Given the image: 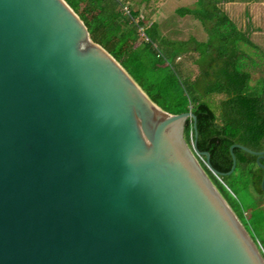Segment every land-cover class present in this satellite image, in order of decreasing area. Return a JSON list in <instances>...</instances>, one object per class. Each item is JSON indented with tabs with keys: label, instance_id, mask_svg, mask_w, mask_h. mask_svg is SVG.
<instances>
[{
	"label": "water",
	"instance_id": "obj_1",
	"mask_svg": "<svg viewBox=\"0 0 264 264\" xmlns=\"http://www.w3.org/2000/svg\"><path fill=\"white\" fill-rule=\"evenodd\" d=\"M195 138L64 0H0V264H264L196 157L262 151Z\"/></svg>",
	"mask_w": 264,
	"mask_h": 264
},
{
	"label": "trees",
	"instance_id": "obj_2",
	"mask_svg": "<svg viewBox=\"0 0 264 264\" xmlns=\"http://www.w3.org/2000/svg\"><path fill=\"white\" fill-rule=\"evenodd\" d=\"M64 1L151 101L169 113L190 111L195 116L196 148L208 153L212 168L219 172L230 169L231 144L262 151L257 158L232 147L234 163L227 174L212 173L205 156L196 157L264 259V205L252 200L253 195L264 198V169L258 165L264 166V78L251 84L248 71L254 54L259 53L264 61V51L249 38V19L239 29L217 0H194L192 7L174 11L196 19L205 39L171 40L128 0ZM147 1L139 2L145 5ZM179 55L195 67L193 74H182L174 60ZM182 135L190 145V118L184 121Z\"/></svg>",
	"mask_w": 264,
	"mask_h": 264
},
{
	"label": "rangeland",
	"instance_id": "obj_3",
	"mask_svg": "<svg viewBox=\"0 0 264 264\" xmlns=\"http://www.w3.org/2000/svg\"><path fill=\"white\" fill-rule=\"evenodd\" d=\"M139 1L128 0V4L136 5L139 15L148 16L156 22L162 36L171 40H183L190 36L199 41L205 39V32L196 19L189 14L179 16L174 11L175 8L181 6L192 7L194 0H148L145 5L140 4ZM217 5L234 20L239 29L245 27V20L248 18L251 25L249 38L264 51V0H217ZM240 47L244 48L245 46L241 45ZM257 54L252 57L253 65L251 67L248 65L251 84L256 78H264V61L259 53ZM174 60L179 63L182 74L195 72V67L184 61L181 55L175 57ZM249 61L247 60L246 63L250 64ZM252 200L264 205V198L253 195Z\"/></svg>",
	"mask_w": 264,
	"mask_h": 264
}]
</instances>
